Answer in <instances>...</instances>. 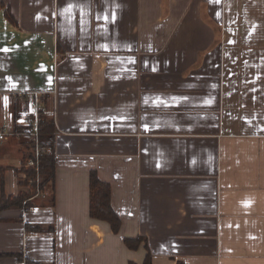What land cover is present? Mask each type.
I'll return each instance as SVG.
<instances>
[{"label": "crops", "instance_id": "1", "mask_svg": "<svg viewBox=\"0 0 264 264\" xmlns=\"http://www.w3.org/2000/svg\"><path fill=\"white\" fill-rule=\"evenodd\" d=\"M223 17L222 0H0V125L42 91L57 128L54 181L0 211V264H264V25L233 27L237 49ZM21 136L0 142L9 197ZM92 170L118 232L90 215Z\"/></svg>", "mask_w": 264, "mask_h": 264}, {"label": "trees", "instance_id": "2", "mask_svg": "<svg viewBox=\"0 0 264 264\" xmlns=\"http://www.w3.org/2000/svg\"><path fill=\"white\" fill-rule=\"evenodd\" d=\"M59 50V45L58 48ZM15 101L12 111L14 116L15 130L17 132H27L21 136L23 142L26 145L28 155H34L35 150V138L28 131L30 129L27 125H19L17 121L22 117V110L20 107L19 97H13ZM44 106V105H43ZM56 124L53 116L46 113L44 108L40 110L39 120V133H38V145H39V182L43 188L49 181H54L55 169H56ZM7 167L0 165V211L5 208L20 207L23 206V201L28 198V192H21L16 196L9 197L6 195L4 172ZM36 171L28 169L29 176H34ZM90 215L93 218L105 220L110 223L114 232H118L121 223L120 218L111 202V186L109 182L101 180L96 170H92L90 173ZM39 227V226H38ZM142 237L125 238V242L131 248H136L140 245ZM150 257L148 256L144 264L149 263ZM27 264H31L27 262ZM134 264V263H129ZM177 264H185L183 261H178Z\"/></svg>", "mask_w": 264, "mask_h": 264}, {"label": "built area", "instance_id": "3", "mask_svg": "<svg viewBox=\"0 0 264 264\" xmlns=\"http://www.w3.org/2000/svg\"><path fill=\"white\" fill-rule=\"evenodd\" d=\"M26 99L28 105V113L25 117V124L30 127L29 133L35 138V150L34 155H29L25 158V161L21 163L18 171L15 172L17 182L22 183L27 189L29 196L23 201L24 212L32 210L34 208L33 199L41 196L44 191L39 182V145H38V133H39V120L40 110L43 107L44 98L46 92L42 91H30L20 94ZM27 132L15 130L12 125L3 124L0 125V142L8 140L11 136H21ZM28 169L36 171L34 176H29Z\"/></svg>", "mask_w": 264, "mask_h": 264}, {"label": "rangeland", "instance_id": "4", "mask_svg": "<svg viewBox=\"0 0 264 264\" xmlns=\"http://www.w3.org/2000/svg\"><path fill=\"white\" fill-rule=\"evenodd\" d=\"M222 4L223 25L228 26L224 30L227 34L226 42L238 49L239 33H235L233 27L264 25V0H222Z\"/></svg>", "mask_w": 264, "mask_h": 264}]
</instances>
